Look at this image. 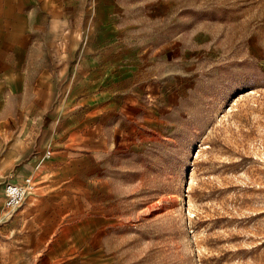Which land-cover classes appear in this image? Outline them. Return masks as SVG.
<instances>
[{
  "label": "crops",
  "instance_id": "obj_1",
  "mask_svg": "<svg viewBox=\"0 0 264 264\" xmlns=\"http://www.w3.org/2000/svg\"><path fill=\"white\" fill-rule=\"evenodd\" d=\"M144 11L137 0H0V264H110L113 218L94 194L131 134L163 128L177 99L166 73L150 76L167 50L152 54ZM26 179L23 205L4 211L5 183Z\"/></svg>",
  "mask_w": 264,
  "mask_h": 264
},
{
  "label": "rangeland",
  "instance_id": "obj_2",
  "mask_svg": "<svg viewBox=\"0 0 264 264\" xmlns=\"http://www.w3.org/2000/svg\"><path fill=\"white\" fill-rule=\"evenodd\" d=\"M137 2L177 99L94 194L110 264H264V0Z\"/></svg>",
  "mask_w": 264,
  "mask_h": 264
},
{
  "label": "built area",
  "instance_id": "obj_3",
  "mask_svg": "<svg viewBox=\"0 0 264 264\" xmlns=\"http://www.w3.org/2000/svg\"><path fill=\"white\" fill-rule=\"evenodd\" d=\"M32 190L33 185L29 179H26L22 185L5 183L2 191L4 211L20 208Z\"/></svg>",
  "mask_w": 264,
  "mask_h": 264
}]
</instances>
